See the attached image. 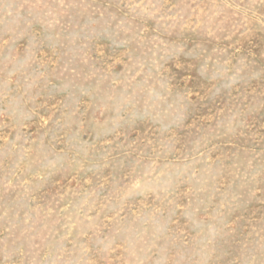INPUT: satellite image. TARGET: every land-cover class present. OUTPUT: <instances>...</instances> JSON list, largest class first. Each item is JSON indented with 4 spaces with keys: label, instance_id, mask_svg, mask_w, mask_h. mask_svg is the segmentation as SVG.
<instances>
[{
    "label": "rangeland",
    "instance_id": "obj_1",
    "mask_svg": "<svg viewBox=\"0 0 264 264\" xmlns=\"http://www.w3.org/2000/svg\"><path fill=\"white\" fill-rule=\"evenodd\" d=\"M0 264H264V0H0Z\"/></svg>",
    "mask_w": 264,
    "mask_h": 264
}]
</instances>
